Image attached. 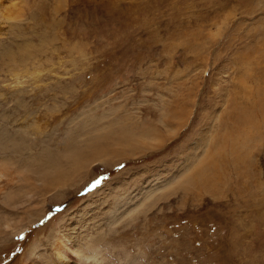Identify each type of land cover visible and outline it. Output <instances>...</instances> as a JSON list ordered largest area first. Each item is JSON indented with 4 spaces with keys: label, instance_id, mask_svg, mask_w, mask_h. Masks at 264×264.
Segmentation results:
<instances>
[{
    "label": "rangeland",
    "instance_id": "1",
    "mask_svg": "<svg viewBox=\"0 0 264 264\" xmlns=\"http://www.w3.org/2000/svg\"><path fill=\"white\" fill-rule=\"evenodd\" d=\"M0 264H264V0H0Z\"/></svg>",
    "mask_w": 264,
    "mask_h": 264
},
{
    "label": "bare ground",
    "instance_id": "2",
    "mask_svg": "<svg viewBox=\"0 0 264 264\" xmlns=\"http://www.w3.org/2000/svg\"><path fill=\"white\" fill-rule=\"evenodd\" d=\"M23 52V51H22ZM16 54V53H15ZM26 54V53H25ZM3 135V134H2ZM135 140V139H134ZM3 144V143H2ZM121 145V144H120ZM50 156V158L51 159H53L54 158V156H51V155H49ZM78 156V152L76 153V151H69L68 152V156L67 157H71V158H75V157H77ZM53 157V158H52ZM42 158V157H41ZM49 158V157H48ZM48 158H46L45 160H46V162L48 163V162H50L51 160H49ZM47 163H46V165H47ZM55 173H56V171H54ZM203 175H204V173H203ZM51 176H53V174L51 175ZM78 243L76 242H73L72 240H71V238L70 239H65V238H63L61 241H59L58 242V240H57V242H56V245H55V247L57 248V253L62 257H65L66 256V254L67 253H69V251H73V252H76V253H78V251H79V249H80V246H78L77 245Z\"/></svg>",
    "mask_w": 264,
    "mask_h": 264
}]
</instances>
